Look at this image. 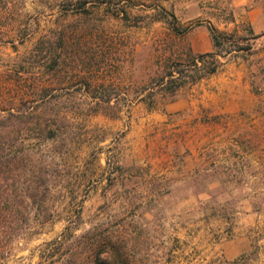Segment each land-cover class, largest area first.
I'll list each match as a JSON object with an SVG mask.
<instances>
[{
    "label": "rangeland",
    "instance_id": "374dc122",
    "mask_svg": "<svg viewBox=\"0 0 264 264\" xmlns=\"http://www.w3.org/2000/svg\"><path fill=\"white\" fill-rule=\"evenodd\" d=\"M239 15L230 0H0V117L38 107L68 139L32 141L55 222L0 264H53L72 220L79 264L104 241L129 264H264V40Z\"/></svg>",
    "mask_w": 264,
    "mask_h": 264
},
{
    "label": "trees",
    "instance_id": "16d2710c",
    "mask_svg": "<svg viewBox=\"0 0 264 264\" xmlns=\"http://www.w3.org/2000/svg\"><path fill=\"white\" fill-rule=\"evenodd\" d=\"M47 1L49 0H39L41 3ZM63 1L79 4L87 0ZM162 12V20L174 25L175 15L164 7ZM211 32L215 48H220L225 43L233 46L236 43L233 35L215 28H211ZM218 55L213 53L207 56L216 58ZM219 66L215 61L208 73L214 74ZM167 79L171 85L177 82L174 70L162 77L163 85ZM167 86L164 88L170 93H174L179 87L176 84L169 88ZM37 109L38 107L23 105L18 111L9 110L5 116L0 117V262L10 258L15 244L31 240L34 221L38 225L55 222V202L52 195L57 184L53 166L44 159H35L33 155L36 148L32 141L37 139L43 143L62 140L66 147L67 120L60 116L37 115ZM76 218L79 220L80 215ZM76 225L77 220L70 221L64 231L47 244L57 251L49 253L53 264L81 262V242L75 233ZM106 242L100 245L89 242L88 264H129L124 260L122 247Z\"/></svg>",
    "mask_w": 264,
    "mask_h": 264
},
{
    "label": "crops",
    "instance_id": "0c3cea01",
    "mask_svg": "<svg viewBox=\"0 0 264 264\" xmlns=\"http://www.w3.org/2000/svg\"><path fill=\"white\" fill-rule=\"evenodd\" d=\"M231 6L240 11L234 23H243L248 26L250 36L258 42L264 40V0H230ZM199 50L198 45H193ZM211 49V43H209Z\"/></svg>",
    "mask_w": 264,
    "mask_h": 264
}]
</instances>
